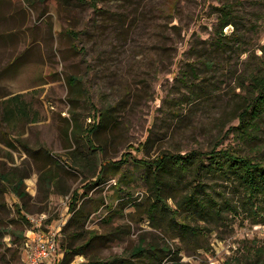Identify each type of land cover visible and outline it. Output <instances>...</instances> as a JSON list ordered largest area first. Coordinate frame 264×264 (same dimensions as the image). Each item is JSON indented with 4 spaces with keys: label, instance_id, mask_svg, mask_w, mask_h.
I'll use <instances>...</instances> for the list:
<instances>
[{
    "label": "rangeland",
    "instance_id": "1",
    "mask_svg": "<svg viewBox=\"0 0 264 264\" xmlns=\"http://www.w3.org/2000/svg\"><path fill=\"white\" fill-rule=\"evenodd\" d=\"M255 76L264 0H0V115L15 95L29 111L0 119V172L27 176L23 200L0 196V264H28L32 231L58 225V254L41 264H264V221L222 180H204L197 195L215 207L194 214L177 207L191 179L165 186L170 212H150L153 185L132 163L96 182L125 153L264 156V119L237 130Z\"/></svg>",
    "mask_w": 264,
    "mask_h": 264
},
{
    "label": "trees",
    "instance_id": "2",
    "mask_svg": "<svg viewBox=\"0 0 264 264\" xmlns=\"http://www.w3.org/2000/svg\"><path fill=\"white\" fill-rule=\"evenodd\" d=\"M223 19H228V11H223ZM70 83H76L74 78H70ZM251 97L246 101L244 110L240 114V123L237 130L243 136H249L250 131L254 129L259 120L264 119V76H255L251 80ZM89 98V96H87ZM90 103V102H89ZM5 105V111L0 115V119L8 124H16L21 119L29 118L27 104L20 95H15L7 101L2 102ZM1 119V120H2ZM98 126L91 125L86 132L89 146H93L92 137ZM128 163L134 164L137 168L146 173V178L150 180L154 188V202L150 205V212H155L158 206H162L169 212L173 211L163 197L165 186L171 184V180L176 183V179H191L194 184L189 195L183 196V201L177 205L179 209L184 208L188 213L194 214L206 207L213 209L216 201L209 197L203 199L197 195L198 191H203V182L212 177L228 183L232 188L240 193V207L245 213L253 218L255 223L264 221V156H246L240 154L232 148H213L209 151L193 150L189 153L172 154L164 153L161 156L152 159H137L130 153H125L116 162L103 161L100 165V172L96 175V182L102 181L104 171L107 166H122ZM26 175H20L16 172H0V196L12 194L18 199L23 200L27 195L24 186ZM48 184V180L46 181ZM167 189H170L167 187ZM76 194L70 202V210H75ZM222 203L230 210L235 211L230 198L223 197ZM21 208V207H20ZM177 210H174V213ZM23 218V217H22ZM24 219V218H23ZM258 221V222H257ZM141 253V249L137 250ZM79 255L80 250L75 249L66 251L65 255ZM66 257V256H65ZM82 264H120L116 259L107 261H88Z\"/></svg>",
    "mask_w": 264,
    "mask_h": 264
},
{
    "label": "built area",
    "instance_id": "3",
    "mask_svg": "<svg viewBox=\"0 0 264 264\" xmlns=\"http://www.w3.org/2000/svg\"><path fill=\"white\" fill-rule=\"evenodd\" d=\"M54 229L50 232L32 231L29 245H27L28 264H41L57 256V240L61 234V225H58Z\"/></svg>",
    "mask_w": 264,
    "mask_h": 264
}]
</instances>
